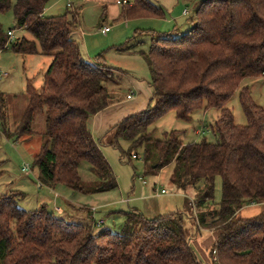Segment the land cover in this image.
<instances>
[{"label": "trees", "instance_id": "1", "mask_svg": "<svg viewBox=\"0 0 264 264\" xmlns=\"http://www.w3.org/2000/svg\"><path fill=\"white\" fill-rule=\"evenodd\" d=\"M52 0H0V13L13 10L18 28L32 34L11 42L0 27V52L8 46L18 55H46L52 61L38 91L27 86L29 104L16 134L30 138L39 111H45L46 130L34 156L41 187L63 185L73 192L95 194L115 190L117 179L94 140L89 123L112 102L107 84H118L126 72L84 59L72 37L79 26L78 8L47 17ZM118 1V0H115ZM164 9L151 0H127L124 20L164 17ZM193 27L181 36L153 37L143 53L154 93L149 106L113 128L110 145L122 159L143 150L156 168L174 166L172 182L180 191H198L197 231H212L211 264H264V212L244 219V207L264 205V108L255 103L249 88L239 93L246 125H237L227 107L247 78H264V0H202ZM120 51H129L125 45ZM103 57L100 56L99 60ZM0 94V121L5 123ZM220 111L212 126L216 141L185 144L182 132H165L154 139L152 127L173 112L191 123L194 114ZM129 143L126 153L121 141ZM136 157V155H134ZM87 162L99 179L87 189L80 165ZM222 180V199L214 206L216 180ZM19 191L0 196V264H203L192 246L196 235L186 233V214L175 212L146 218L121 212V232L92 224H76L50 211L47 205L25 211L18 206ZM214 209H213V208ZM101 221V220H100Z\"/></svg>", "mask_w": 264, "mask_h": 264}, {"label": "rangeland", "instance_id": "2", "mask_svg": "<svg viewBox=\"0 0 264 264\" xmlns=\"http://www.w3.org/2000/svg\"><path fill=\"white\" fill-rule=\"evenodd\" d=\"M151 1L163 7L164 17L124 20L121 18V6L115 0L105 3L109 5L107 9L101 0H52L44 14L47 17L63 15L70 10L68 4L79 9L80 22L72 37L80 44L85 60L91 63L100 62L126 72L128 78L125 76L118 84H107L114 101L122 102L131 91L135 96L139 95L133 81L141 82L144 90L150 85V71L142 54L148 52L152 38L168 34L176 37L187 33L194 25L195 12L202 0ZM184 10L189 12L188 16L183 15ZM0 27L5 35L9 32L14 33L11 38L13 43L23 37L35 40L32 34L18 28L13 10L0 13ZM106 27L111 29L107 35L102 33ZM125 45L131 46L132 49L120 51L119 48ZM100 56L103 57L102 60H99ZM49 61L52 59L46 55L15 54L10 46L6 51L0 52V94L5 115V123L0 122L4 127L0 128V196L11 191H19L23 193V197L18 200L21 209L34 211L40 209L42 205H47L56 215L76 224H92L88 212L94 207L97 209V222L104 221V225L94 228L95 233L106 228L121 232L127 220L121 212L137 210L152 219L180 211L186 214L187 235H196L192 243L197 241L198 246L194 244L192 246L199 260L203 264H211V247L210 244L207 247L206 243L212 236V231L203 230L198 234L196 223V214L206 209L201 206L195 209L191 205L194 204V200L198 201V191H180L172 182L174 166L157 169L154 157L146 161L142 149L130 153L133 154L130 159L127 157L122 159L119 149L109 148L112 156H105L118 182L115 190L86 195L73 192L63 185L55 190L39 185L34 156L41 148L42 136L46 130L45 111H39L35 115L32 137H20L16 131L29 104L27 86L31 84L38 91L42 88ZM5 74L7 76H3ZM245 87L249 88L255 103L264 108V78L245 79L227 105L237 125L247 123L239 102V93ZM150 99L151 97L148 104ZM219 113L217 109L199 111L194 114L193 121L187 123L176 119L175 113L171 112L152 127L153 138L162 139L165 132L180 131L185 144L198 143L203 139L214 143L216 137L212 132V126ZM112 138L113 134L110 135V140ZM120 144L127 153L129 143L122 140ZM26 165L30 167L28 173L23 171ZM80 177L87 189L96 188L99 183L98 177L87 162L80 165ZM163 190L168 193L161 194ZM221 199L222 180L217 178L214 199L216 208ZM66 202L71 203V209L68 210L66 207L62 216L55 208L63 206V203L65 205ZM262 212L264 205L256 204L238 211L236 218L249 219Z\"/></svg>", "mask_w": 264, "mask_h": 264}, {"label": "crops", "instance_id": "3", "mask_svg": "<svg viewBox=\"0 0 264 264\" xmlns=\"http://www.w3.org/2000/svg\"><path fill=\"white\" fill-rule=\"evenodd\" d=\"M101 1L103 2L102 4L104 5V8L107 9V6H109V5H106L105 3H108L109 0H101ZM183 15H184V12H183ZM184 16H188V15H184ZM21 30H23V29H21ZM110 31H111V29H110ZM107 34H105V35H107ZM13 36H14V33H13ZM49 63L51 64V61H49ZM3 76H7V74H5ZM127 76L128 75L126 74V77ZM133 83L135 85L134 88H137V91L139 90V95L135 96L134 92L131 91L127 95L126 99L122 102L121 101H114L115 99H113L111 104L106 109H104L103 111L96 114L90 120L89 128H90L91 134H92L94 140L96 141V143L100 145L101 150H102L104 155L112 156V152H110L111 150H109V148L113 147L110 145V135L113 134V131H112L113 128L116 125H118L122 120H124L126 117L145 110L149 106V104H148L149 98L151 97V99H152V97H153L154 90H153L151 85L148 86L147 90H144V88H143L144 85L141 82L133 81ZM128 96H132V98L128 99ZM151 99H150V101H151ZM1 128H4L3 125H1ZM4 132H6V131H4ZM106 140H109V141L107 142ZM53 190H55V189H53ZM167 193L168 192L166 191L165 194H167ZM161 194H162V192H161ZM157 196H159V195H157ZM66 207L68 210H70L71 209V203L66 202L65 205L63 203V206H58V207L56 206L55 211L63 216L65 214ZM93 210H95L94 214L89 213V212L88 213L91 214L92 217H94L96 220L97 209L94 207L92 209H89L90 212ZM132 212H138V211L133 210ZM140 214H142V213H140ZM91 215H90V219H91ZM142 215L144 216V214H142ZM146 218H148V217H146ZM101 221H102L101 225H104V221L103 220H101ZM215 240H216V234L212 232V236L207 241L206 246L208 247V245L210 244L209 246L211 247L212 244L215 242ZM192 244L198 246L197 241L193 242Z\"/></svg>", "mask_w": 264, "mask_h": 264}, {"label": "built area", "instance_id": "4", "mask_svg": "<svg viewBox=\"0 0 264 264\" xmlns=\"http://www.w3.org/2000/svg\"><path fill=\"white\" fill-rule=\"evenodd\" d=\"M116 3L118 4V5H120V6H122V5H124V4H126L127 3V0H118V1H116ZM68 7H72V5L71 4H68ZM189 14V12L187 11V10H185L184 11V15H188ZM110 31V28H108V27H106V28H104L103 30H102V32L104 33V34H107L108 32ZM9 34V36L10 37H13V32H9L8 33ZM132 98V96H128V99H131ZM0 128H1V125H0ZM30 170V167L28 166V165H26L24 168H23V171L25 172V173H28V171ZM41 186V185H40ZM166 193V191H162V194H165ZM102 224V221H98V222H96V224L95 225H97V226H100Z\"/></svg>", "mask_w": 264, "mask_h": 264}]
</instances>
